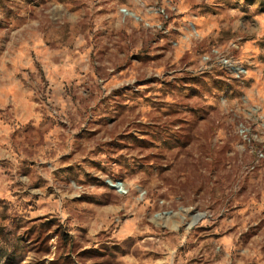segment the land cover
I'll return each instance as SVG.
<instances>
[{
	"label": "rangeland",
	"instance_id": "1",
	"mask_svg": "<svg viewBox=\"0 0 264 264\" xmlns=\"http://www.w3.org/2000/svg\"><path fill=\"white\" fill-rule=\"evenodd\" d=\"M8 254L264 264V0H0Z\"/></svg>",
	"mask_w": 264,
	"mask_h": 264
},
{
	"label": "trees",
	"instance_id": "2",
	"mask_svg": "<svg viewBox=\"0 0 264 264\" xmlns=\"http://www.w3.org/2000/svg\"><path fill=\"white\" fill-rule=\"evenodd\" d=\"M11 257H12L11 255H9V254L7 255V257H6V260H7L6 264H10L9 261H10V258Z\"/></svg>",
	"mask_w": 264,
	"mask_h": 264
},
{
	"label": "water",
	"instance_id": "3",
	"mask_svg": "<svg viewBox=\"0 0 264 264\" xmlns=\"http://www.w3.org/2000/svg\"><path fill=\"white\" fill-rule=\"evenodd\" d=\"M121 184H116V186H113V187H116L118 190H119V187Z\"/></svg>",
	"mask_w": 264,
	"mask_h": 264
},
{
	"label": "bare ground",
	"instance_id": "4",
	"mask_svg": "<svg viewBox=\"0 0 264 264\" xmlns=\"http://www.w3.org/2000/svg\"><path fill=\"white\" fill-rule=\"evenodd\" d=\"M119 187V190H120V187H121V185L120 186H118Z\"/></svg>",
	"mask_w": 264,
	"mask_h": 264
}]
</instances>
